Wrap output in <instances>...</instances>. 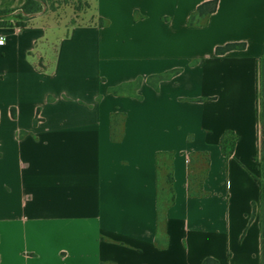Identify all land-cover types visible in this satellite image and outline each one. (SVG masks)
<instances>
[{"label": "crops", "instance_id": "crops-1", "mask_svg": "<svg viewBox=\"0 0 264 264\" xmlns=\"http://www.w3.org/2000/svg\"><path fill=\"white\" fill-rule=\"evenodd\" d=\"M207 1L87 0L79 14L44 9L0 28V264H262L264 32L193 62L187 21ZM218 1V16L243 2L252 16L255 1L264 14V0ZM24 3L0 0V11ZM139 79L135 95L112 93ZM168 166L174 200L160 219ZM205 169L203 195H191Z\"/></svg>", "mask_w": 264, "mask_h": 264}, {"label": "trees", "instance_id": "trees-1", "mask_svg": "<svg viewBox=\"0 0 264 264\" xmlns=\"http://www.w3.org/2000/svg\"><path fill=\"white\" fill-rule=\"evenodd\" d=\"M39 0H25L24 5L18 10L21 11L25 17L26 24H8L2 19L14 13L16 10H3L0 11V28H13L19 27L24 28L27 25V21L30 17L42 12V8L39 5ZM218 0H210L207 1L200 6H198L196 12L192 14L189 19V23L196 17L200 19H204L217 11L218 8ZM136 19H139L138 13L135 14ZM246 45L240 46H229L225 50L218 51V56L224 55V53L233 51V50H244ZM178 71H172L164 75L160 76H152L148 79V83L154 87H158V82L164 79H169ZM141 79L137 80L133 84L124 85L116 90H113L112 93L118 95L121 93H130L134 94V90L140 85ZM257 115H258V125H259V155H258V162L260 164V176L255 177L256 182L258 183L260 190H261V202H260V228H261V236H262V264H264V58H262L258 65V88H257ZM124 120V115L114 114L111 118L112 123V139L114 141H119L121 139V122ZM237 137L232 132H226L225 135L222 137L220 148L222 154L225 157H229L233 154V149L235 145ZM162 156L159 155L158 162L161 163ZM200 157L206 162L207 167L209 166V158L207 154H200ZM171 155L168 156V161H171ZM161 165V164H160ZM161 169V168H160ZM161 173V172H160ZM162 175L159 176L160 181V193H159V200H160V219H162V210L161 205L167 202V206L173 203L174 198L170 195L172 194V169L168 166L167 171L164 176V182L166 184L165 191L161 187ZM207 171L202 170L199 174H191L189 178V190L191 195L202 196L203 191V182L206 178ZM163 190V191H162ZM162 203V204H161ZM255 210H256V206Z\"/></svg>", "mask_w": 264, "mask_h": 264}, {"label": "rangeland", "instance_id": "rangeland-1", "mask_svg": "<svg viewBox=\"0 0 264 264\" xmlns=\"http://www.w3.org/2000/svg\"><path fill=\"white\" fill-rule=\"evenodd\" d=\"M38 2L42 11L45 9L56 15H69L73 14L74 11L78 14L84 11L87 0H39ZM241 4L242 2H239V6ZM243 4L244 7L234 10L233 14H229L230 7L228 5L223 12V16L212 14L204 19L196 17L189 23L190 17L197 9L190 15L187 26L192 30L191 54L193 62H197L199 57L211 54L217 55L218 51H223L229 46H240L246 45L250 41H261L264 32L262 4L259 1H255L252 16L250 15V7L247 9L246 2H243ZM2 21L12 25L26 24L25 17L21 11L4 17ZM233 51L226 52L224 55Z\"/></svg>", "mask_w": 264, "mask_h": 264}, {"label": "built area", "instance_id": "built-area-1", "mask_svg": "<svg viewBox=\"0 0 264 264\" xmlns=\"http://www.w3.org/2000/svg\"><path fill=\"white\" fill-rule=\"evenodd\" d=\"M4 37H0V46H2L4 44Z\"/></svg>", "mask_w": 264, "mask_h": 264}]
</instances>
